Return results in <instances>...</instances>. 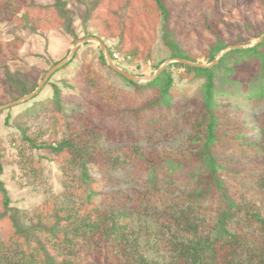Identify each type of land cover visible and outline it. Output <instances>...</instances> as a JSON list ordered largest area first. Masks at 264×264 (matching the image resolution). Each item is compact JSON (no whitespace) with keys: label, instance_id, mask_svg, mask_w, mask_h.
I'll return each mask as SVG.
<instances>
[{"label":"trees","instance_id":"obj_1","mask_svg":"<svg viewBox=\"0 0 264 264\" xmlns=\"http://www.w3.org/2000/svg\"><path fill=\"white\" fill-rule=\"evenodd\" d=\"M0 1V106L34 92L43 77L14 48L23 42L17 31L35 34L56 22L75 43L76 13L84 37L92 26L105 42L118 38L124 61L140 66L153 60L158 42L169 52L162 62L209 64L231 44L207 0ZM4 27L11 37L3 38ZM263 34L253 31L256 40ZM245 41L239 31L236 42ZM99 61L123 83L83 63L73 83L48 80L33 98L0 110L6 128L20 136L12 143H19L25 176L44 179L42 160L25 155L28 144L49 152L62 181L59 195L33 212L13 205L0 137V264H264V121L247 115L264 107V38L231 49L212 68L172 63L143 84L114 71L102 54ZM179 84L189 86L180 98ZM48 87L52 94L43 97ZM42 115L64 127L60 141L37 145L28 134L27 122ZM181 135L183 149L157 148ZM145 141L154 146L145 149ZM124 144H131L132 161L111 151ZM127 167L136 191L103 192ZM97 171L109 175L99 179Z\"/></svg>","mask_w":264,"mask_h":264},{"label":"rangeland","instance_id":"obj_2","mask_svg":"<svg viewBox=\"0 0 264 264\" xmlns=\"http://www.w3.org/2000/svg\"><path fill=\"white\" fill-rule=\"evenodd\" d=\"M36 1L40 4H46L50 0ZM206 3H210L212 8L217 9L219 12L220 20L222 22V34L224 35L225 39L231 43L228 47L250 46L257 42L259 38L257 40L254 39L253 31L264 30V12L260 8L258 0H207ZM207 7L201 10V13L208 14L209 10ZM6 12L9 14L8 11ZM76 15L78 18L75 21L74 27L75 31L80 36V39L77 42L88 37H96V31L92 26L89 27V31L92 33V35L84 37L82 20L79 13H76ZM4 24L5 23H1V25ZM248 26L251 27V29ZM239 31H243L244 36L246 37V41L242 44L236 42ZM1 32L3 38H9L12 36L11 28L4 27ZM17 32L18 35H20L23 39V42H15L14 48L18 52L23 62L33 69L34 75L43 76L40 83L54 66L64 60H68L74 45L77 43H74V38L68 35L64 29L58 27L56 22H53V24H51V28L47 30L38 29V32L35 34L27 30H20ZM101 41L105 44L109 54H112H110V56L115 66L140 77H148L153 75L156 70L165 62H162V59L169 56V52L162 46L160 42H158L153 49V60L148 62L146 65L141 64L140 66L138 63H128L124 61L121 54L116 50L118 38H111L106 40V42L103 40ZM102 53L103 51L101 47L96 42L88 41L78 47L75 52L77 56L75 57L74 54V56L67 62L68 64L73 61L66 70L61 73L55 72L48 80H54L58 83H61V80L65 79L69 83H73V75L76 73L77 69L80 68L83 63H85L92 64L100 74L108 76L111 79L113 78V80L117 82H122L120 80L118 81V79L107 72V70L100 64L99 56ZM114 54H118L119 59H115ZM196 62L201 64H209L205 59H201ZM44 71L48 72L44 74ZM173 71L181 72L183 69L174 67ZM187 85L179 84L176 87L178 98L182 97V94L185 93L186 88L189 87ZM65 91L69 92L70 90L66 89ZM51 94L52 90L48 87L46 90H44L42 96L48 97L51 96ZM10 103L3 106H7ZM20 109H22L21 106L16 107L14 113H18ZM67 115L70 117V113H67ZM247 115L249 120L256 119L257 121H264V107H259L255 110L248 111ZM5 117L6 113H3L0 116V137L2 138L4 148L6 149L4 159V182L12 198L13 205L19 207L22 210L33 212L39 202L42 199L48 197V195H50V197L53 199L59 195L60 191L62 190L61 169L59 168L58 163L49 160V152L47 150L38 151L36 149L29 148L28 144H24L23 149L25 150V155L29 157L31 156L34 160L41 159L44 172V179L42 181L32 182V180H29L25 176L27 167L23 166V163L18 164L17 162L20 159L18 155V151L20 149L18 147L19 143L17 146H14L12 143L14 138L20 139V136L16 135L15 131L12 129L6 128L4 124ZM27 128H29L28 134L32 139H35V143L37 145L49 144L57 140L60 141L65 135L64 127L56 126L49 116L45 118V116L42 115L37 120L30 119L27 122ZM185 144L186 137L185 135H181L175 140L157 144V148H175L181 150ZM143 145L145 149H149L154 146L153 143L147 141H145ZM129 149H131V144H124L119 149L113 147L111 151L114 156L118 154L127 161H132L131 157L128 156ZM131 171L132 168L130 167H127L126 170H118L117 174H119V177L114 180L108 178V181L103 184L102 191L115 193H119L120 191H130V189L136 191V186L134 184V180H132V175L129 174ZM103 175L108 176L109 174L105 173V171H97L94 173V176L99 179H102ZM50 191L53 193H50ZM163 251L164 250L162 249V253Z\"/></svg>","mask_w":264,"mask_h":264},{"label":"water","instance_id":"obj_3","mask_svg":"<svg viewBox=\"0 0 264 264\" xmlns=\"http://www.w3.org/2000/svg\"><path fill=\"white\" fill-rule=\"evenodd\" d=\"M264 38V34L257 40L256 43H254L253 45H250V46H231V47H227L226 49L222 50L220 53H218L215 57V59L210 63V64H201V63H197V62H193V61H190V60H187V59H182V58H173V59H169L167 61H165L157 70L156 72L151 75V76H148V77H140V76H136V75H133L127 71H124L122 70L121 68H118L117 66L114 65L113 61H112V58L105 46V44L100 40L98 39L97 37H88V38H85L79 42H77L72 51H71V54L68 58V60H64L62 62H60L59 64H57L56 66H54L49 72L48 74L45 76V78L43 79V81L39 84V86L37 87V89L32 92L31 94L19 99L18 101H15V102H12L10 103L9 105L7 106H3V107H0V110L2 109H5L9 106H14V105H17V104H20L26 100H29L31 98H33L34 96H36L40 91L41 89L44 87V85L46 84V82L48 81V79L57 71L59 70L61 67H63L64 65L67 64V62L74 56L76 50L78 49V47L88 41H93V42H96L102 49L103 51V56L105 57L106 59V63L109 67H111L114 71H116L117 73H119L120 75H122L123 77L133 81V82H136V83H140V84H143V83H148V82H151L153 81L154 79H156L170 64L172 63H182V64H185V65H190V66H194V67H200V68H212L213 66H215L219 60L221 59V57L228 51H230L231 49H247V48H251L255 45H257L258 43H260Z\"/></svg>","mask_w":264,"mask_h":264},{"label":"built area","instance_id":"obj_4","mask_svg":"<svg viewBox=\"0 0 264 264\" xmlns=\"http://www.w3.org/2000/svg\"><path fill=\"white\" fill-rule=\"evenodd\" d=\"M115 59H119L118 54H114Z\"/></svg>","mask_w":264,"mask_h":264}]
</instances>
